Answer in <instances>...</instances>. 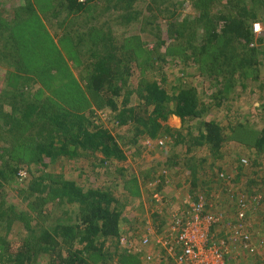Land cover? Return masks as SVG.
Listing matches in <instances>:
<instances>
[{
    "label": "trees",
    "instance_id": "16d2710c",
    "mask_svg": "<svg viewBox=\"0 0 264 264\" xmlns=\"http://www.w3.org/2000/svg\"><path fill=\"white\" fill-rule=\"evenodd\" d=\"M30 1L27 0V4L16 8L14 20L0 18V58L7 61L11 59L10 67L20 69L28 65L29 69L25 70L24 75L18 79L26 92L14 94L11 112L0 111V151L2 152L0 229L4 230L6 223L13 224L18 219L16 209L5 206L6 199L2 189L7 183L20 176L19 173L25 165L32 179L28 190L22 192H25L24 196L30 202L32 215L37 216L20 212L21 221L28 233L20 251H11L10 242L0 236V264H35L41 256H48L47 264H98L100 261L106 263L111 258V254L106 250L107 241L119 239L123 233L124 223L116 197L110 188L79 186L77 182L66 179L64 173L54 172L50 169L51 165L64 159L70 161L79 159L83 155L94 156L96 153L102 154L103 158L99 160L102 165L125 159L114 136L103 125L97 123L98 114L93 106L102 110L109 107L120 126L131 123L135 125L137 131L133 139L135 142L138 136L144 134L150 138L175 135L183 141L180 130H173L165 125L169 117L176 116L183 123H189L194 119H202L206 107L202 106L203 102L195 88L183 86L180 82L171 92L156 83L148 84L146 88L140 86L137 93L147 103L139 104L129 110L125 108L133 96L129 86V76L132 71L130 64L119 52L123 54L127 48L123 44L120 46L111 44L108 39L109 34H112L111 29L104 28L106 30L104 31L100 26H93L87 36L76 43H73L68 33L62 37L63 42L73 45L72 54L75 55L76 61L87 52L82 41L84 39L90 42L88 44L87 40H84L89 54L96 56L95 64L89 60L84 61L91 64L88 68H92V72L87 84L81 86L69 70L61 50L44 41L47 33L44 31L38 10H47L48 17L53 9L57 12L52 15L57 17L61 15L60 7H65L70 11L66 15L69 18L72 13L87 11V3L91 4L99 0H87L86 4L75 0H62L58 3V10L52 5V0H32V3ZM42 1L46 2L42 4ZM122 1L125 5L124 9L121 0H117L118 9L123 13L120 16L121 25L123 27L131 25L128 30L124 28L125 34L129 35L135 22L136 14L131 11L135 0ZM170 1L174 2V0ZM186 1L191 2L197 15L194 19L187 17L181 23L176 21L178 19L175 18V12L171 11L170 6L164 9L157 8L156 12L151 11L149 20H154V24L163 17L170 22L168 28V38L172 41L170 44L159 32L154 34L158 39L159 48H166V53L161 59L166 61V57L171 56L176 57L173 60H177L179 58L177 56H183L185 65L190 59L198 63L201 70L214 76L212 79H215L214 86L217 93L212 97L218 99L217 105L221 106L227 100L225 91L235 87L236 81L230 79L223 82L220 78L227 80L228 72L231 74L237 72L240 74V80H248L251 77L256 80L255 73L258 74L260 66H264V60H259V55L264 52V46L251 47L255 40L253 25L259 22L264 27V14L259 15L254 8L264 10V1L246 0L252 7L245 9L244 12L239 11V5L235 0L231 2L184 0ZM234 8L237 10H233ZM199 30L202 39L200 43L194 45L199 40L197 36ZM186 32L188 38L184 37ZM31 36L33 37L30 38ZM133 39L138 40V37L129 38L130 43H133ZM259 39L258 41L262 43L263 39ZM99 40L102 41L100 46L95 44ZM132 49L140 48L132 47ZM187 51L191 55L187 54ZM70 57L72 58L71 55ZM153 60L151 57L146 64L148 68L154 67ZM26 71L31 72L32 75L27 77ZM36 81L37 84L41 83L43 87L49 89L50 93L42 100L43 94L40 91L33 102L30 96L33 97L39 91L36 88ZM16 91L17 88L10 93ZM18 96L23 97L21 102ZM149 106L154 107L151 112ZM38 123L41 126L37 125ZM5 126L7 130L18 126V130L8 135ZM237 129L241 130L238 138L240 143L264 153V128L259 131L238 126ZM199 130V136L194 137L195 144L202 145L204 142L211 144L216 153H221L225 140L230 141L236 135L232 132L231 126L224 128L215 122L202 121ZM26 131L29 133L26 134ZM10 137L15 140H10ZM126 139L127 137L123 138ZM243 167L248 170L252 165L248 163L242 168L239 167L240 173L245 171ZM221 173L224 172H218L216 178ZM83 175L84 172L81 171L78 177ZM156 177L158 179V176ZM159 177L164 176L159 175ZM249 181L255 184L254 180ZM57 190L60 191L58 196L60 195L61 199L80 204L74 222L58 220L53 227L51 226L52 228H48L49 223L46 221L43 224H34V221L39 220L40 217H48L41 203H47L48 196ZM258 192L257 189L251 197L258 195ZM6 253L10 254L5 256ZM125 260H122V264H138V261L134 263L131 259Z\"/></svg>",
    "mask_w": 264,
    "mask_h": 264
},
{
    "label": "rangeland",
    "instance_id": "374dc122",
    "mask_svg": "<svg viewBox=\"0 0 264 264\" xmlns=\"http://www.w3.org/2000/svg\"><path fill=\"white\" fill-rule=\"evenodd\" d=\"M60 1L62 0L51 1L52 5L56 6V10H58L57 7ZM75 1L77 2V0ZM235 1L239 5V11L244 12L245 9H251L252 7L247 4L246 0L244 2L241 0ZM30 2L32 3V0ZM45 2L42 1V4ZM0 3V18L14 20L16 8L28 2L27 0H0ZM173 3L170 0H135L131 8V11L136 14L135 22L129 35L125 34V30H128L131 25H125L124 27L121 25L122 19L120 16L123 13L118 9L117 0H99L98 2H91V4L87 3V11L72 13L69 18L66 15L70 11L65 7L59 6L61 15L57 17L52 15V13L56 14L57 12L53 9L48 17L47 10H38L39 17L42 18L44 31L47 33L44 41L61 50L60 52L64 56L69 70L81 86L84 87L87 84L92 72V68H88L91 64L84 63V61L89 60V62L95 64L96 56L89 54V49L85 46L86 42L84 40H87L88 44L90 42L88 39H84L82 41L87 52L81 59L76 61L75 55L72 54V51H74L73 45L70 46L67 42H63L62 37L65 33H68L73 43H76V41L86 37L93 26H100L103 30L104 28L111 29L112 34L108 36L111 44L117 46L123 44L127 48L125 53L119 52L125 58L124 60L130 64L132 71L129 76V86H131L133 96L125 108L129 110L139 104L147 103L137 93L140 86L146 88V85L156 83L171 92L173 88L179 86L180 82L183 86L195 88L198 97L203 102L202 106L206 107L202 119H194L189 123H183L176 116L169 117L165 125L173 130H180L183 141L175 135L164 138H150L144 134L138 136L135 142L133 140L137 132L135 125L131 123L120 126L109 107L102 110L93 106L98 114L97 123L103 125L114 136L125 159L121 161L114 160L108 164L106 163L107 165H102L99 160L103 156L101 153H96L94 156L83 155L79 159L70 161L64 159L62 162L51 165L50 169L54 172L64 173L66 179L77 182L79 186L110 188L118 201L117 206L121 211V218L128 220L119 239H109L106 243V250L111 254V258L106 263L100 261L98 264H122L123 259H126L125 261L131 259L134 263L138 261V264H172L165 261V256L157 247L155 240L164 230L169 215L175 210H184L188 202L198 196H204L205 201L210 202L212 195L217 194L212 209L213 211L222 212L225 216V222L217 228V232L222 236L228 227L234 224V216H231L233 208L229 210L228 207H233L234 198L239 196L251 197L258 189L260 201L259 204H251L248 224H251L249 229L256 240L258 238L264 239V153L257 152L256 149L246 147V145L240 143L238 138L241 135V130L237 129L238 126L247 129L254 128L259 131L264 128V66H260L258 74L255 73L256 80H254V77L248 80H240V74L237 72L233 74L228 72L227 80L220 78V81L223 82L235 79L236 83L235 87L225 91L227 100L221 106H218V99L212 97L213 94L217 93L214 86L215 79H212L214 76L212 77L201 70L200 65L192 59L187 60L185 65L183 56H177L179 57L177 60H173L176 57L171 56H167L166 61L161 59L166 53V48H159L158 39L154 34L159 32L170 44L172 42L168 38L170 22L163 17L154 24V20H149L151 11L156 12L157 8L164 9L170 6L171 11L175 12V18L178 19L176 21L180 23L187 17L194 19L197 15L190 1L174 0ZM121 5L124 9L125 5L122 0ZM254 9L257 10L259 15L264 14V10ZM233 10L237 9L234 8ZM259 24L262 27V32L259 34L254 33L255 40L251 45L252 48L264 46V27L262 23ZM28 32L32 33L31 30H28ZM187 34L188 32L184 34V37ZM26 35L29 37L27 32ZM197 36L199 40L194 45L201 42L202 33L200 30ZM132 37H138V40L133 39V43H130L129 38ZM259 37L263 39L262 43L258 41ZM101 43L102 41L99 40L95 44L100 46ZM233 44L237 46L235 42ZM130 45L133 48L140 49L133 50ZM39 51L37 50V52ZM187 54L191 55L189 51H187ZM151 57L155 62L154 67L148 68L146 64ZM259 60H264V52L259 55ZM10 63L11 59L7 61L0 58V111L4 113L12 111L11 105L14 94L19 95L21 91L26 92L22 89L18 79L24 75L28 65H26L27 68L23 66L17 69L10 67ZM30 74L31 72H28L27 77H30ZM8 76L9 81L7 82ZM179 78H182V80L178 81ZM15 88H17V91L10 93ZM36 88L39 91L33 97L29 95L33 102H35L34 98L39 96L40 91L43 94L41 96L42 100L50 93L49 89L43 87L41 83L37 84V81ZM22 99L23 97L18 96L20 102ZM153 108V106L148 107L150 112ZM30 120L33 122L32 119ZM202 121L215 122L224 128L231 126L233 128L232 132L236 133L232 140H225L221 153H216L211 144L205 142L202 145L195 144L194 137L199 136V127ZM37 125L41 126L40 123ZM17 130L18 126L7 130L6 134L9 135L10 132H16ZM27 133L29 131H26ZM124 137H127V139L123 140ZM10 140H15V138L10 137ZM160 142H163L164 145H160ZM1 154L0 151V164L2 162ZM243 159L247 160L252 167L248 170L243 167L245 171L240 173L239 167L242 168L243 165H246L242 164ZM81 171L84 172V175L78 177ZM220 171L225 173L228 181L216 178V174ZM19 175L16 180L7 183L2 189L6 199L5 206H12L16 209L15 212L18 214L19 219H16L13 224L6 223L4 230L0 229V236L10 242L11 251L13 252L20 251V247L28 234L21 221L20 212H28L32 215L30 202L24 196L25 192H22L28 190L32 179L26 165ZM159 175L164 177H159ZM156 176L161 180L159 187L154 184L157 179ZM249 180H254L255 184ZM153 189L165 195L166 204L164 203L159 211L162 213L161 215L156 213L157 208L151 198ZM59 193L60 191L57 190L51 196H48L49 201L47 203H41L42 209L48 217H40L39 220L34 221V224H43L46 221L49 223L48 228H52L58 220L67 223L74 222L73 220L79 213L80 204L76 202L69 203L68 199H61L60 195L58 196ZM149 228L156 230L157 237L153 238L151 245L143 248L140 244ZM122 238L125 239L124 245L120 243ZM224 238L223 235L222 239ZM237 248L236 252L238 251ZM9 254L6 253L5 256ZM148 256L152 257L151 261L147 260ZM241 258L243 263L264 264L261 258L258 257L244 254ZM47 263L48 256H41L35 262V264Z\"/></svg>",
    "mask_w": 264,
    "mask_h": 264
},
{
    "label": "built area",
    "instance_id": "2783aa9c",
    "mask_svg": "<svg viewBox=\"0 0 264 264\" xmlns=\"http://www.w3.org/2000/svg\"><path fill=\"white\" fill-rule=\"evenodd\" d=\"M77 1L85 3L87 0ZM253 31L255 34L261 33V25L254 24ZM160 145L163 146L164 143L160 142ZM242 164L247 165L248 161L243 159ZM218 179L227 180L224 173H221ZM160 183L161 180L156 179L154 184L159 187ZM258 196L234 198L232 204L235 213L233 211L234 214H231L234 216V224L225 231L224 239L220 237L217 228L225 222V216L220 211H213V207L205 201L204 196L190 200L184 210L173 211L161 235L155 240L157 247L165 256V261L172 264H247L242 262L241 256L244 254L263 259L264 239L256 240L249 229L251 224H248L251 204H259ZM151 198L157 208L156 213L161 215L159 211L164 203L166 204L165 195L153 189ZM154 237H157L156 230L149 228L140 246L145 248L151 245ZM120 243L124 245L125 239L122 238ZM234 247H238L237 252ZM147 260L151 261L152 257L148 256Z\"/></svg>",
    "mask_w": 264,
    "mask_h": 264
},
{
    "label": "crops",
    "instance_id": "0c3cea01",
    "mask_svg": "<svg viewBox=\"0 0 264 264\" xmlns=\"http://www.w3.org/2000/svg\"><path fill=\"white\" fill-rule=\"evenodd\" d=\"M218 195H219V194H218ZM216 196H217V194H216V195H212V197H211V199H210V202L207 201L208 204H209L210 206H212V207L214 206L213 203L216 202V201H215V200L217 199ZM228 207H229V210H231V209L233 208V211H234V213H235V208H234V207H232V206H228ZM234 213H233V214H234ZM122 221H123V223H124V224H123V228H124V226L127 224V221H128V220L125 219V218H122ZM223 235H224L225 238H226V235H225L224 233H223ZM223 235H222V236H223ZM222 236L220 235L221 238H222ZM261 261L264 262V258L261 259Z\"/></svg>",
    "mask_w": 264,
    "mask_h": 264
}]
</instances>
